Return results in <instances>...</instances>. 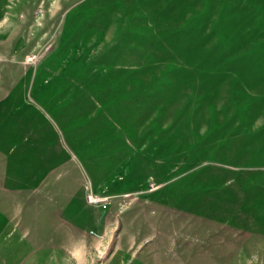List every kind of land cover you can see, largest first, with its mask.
I'll return each mask as SVG.
<instances>
[{
	"label": "rangeland",
	"instance_id": "1",
	"mask_svg": "<svg viewBox=\"0 0 264 264\" xmlns=\"http://www.w3.org/2000/svg\"><path fill=\"white\" fill-rule=\"evenodd\" d=\"M0 264H264V0H0Z\"/></svg>",
	"mask_w": 264,
	"mask_h": 264
},
{
	"label": "built area",
	"instance_id": "2",
	"mask_svg": "<svg viewBox=\"0 0 264 264\" xmlns=\"http://www.w3.org/2000/svg\"><path fill=\"white\" fill-rule=\"evenodd\" d=\"M89 204L101 208V210H106L109 205V197H99L89 193L86 197Z\"/></svg>",
	"mask_w": 264,
	"mask_h": 264
},
{
	"label": "crops",
	"instance_id": "3",
	"mask_svg": "<svg viewBox=\"0 0 264 264\" xmlns=\"http://www.w3.org/2000/svg\"><path fill=\"white\" fill-rule=\"evenodd\" d=\"M102 239H104V235H102ZM99 247H100V246H99ZM77 248H79V246H76V247L74 246V248H73L72 251H73V254H75V258H74V256H73V258L76 259L77 262H79V261H81L82 258H81V256L79 255L80 252H78V251L75 250V249H77ZM96 248H98V246H97ZM72 251H71V252H72ZM73 254H72V255H73ZM81 263H82V262H81Z\"/></svg>",
	"mask_w": 264,
	"mask_h": 264
}]
</instances>
